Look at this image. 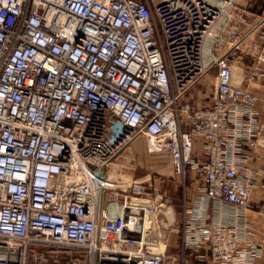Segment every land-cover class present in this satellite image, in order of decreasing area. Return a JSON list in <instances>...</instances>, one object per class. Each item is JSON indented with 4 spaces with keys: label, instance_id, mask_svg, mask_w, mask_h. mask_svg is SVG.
Instances as JSON below:
<instances>
[{
    "label": "built area",
    "instance_id": "2783aa9c",
    "mask_svg": "<svg viewBox=\"0 0 264 264\" xmlns=\"http://www.w3.org/2000/svg\"><path fill=\"white\" fill-rule=\"evenodd\" d=\"M262 77L264 14L238 0H0V264H264L243 150L264 148ZM138 138L182 180L177 227L151 184L109 182Z\"/></svg>",
    "mask_w": 264,
    "mask_h": 264
},
{
    "label": "rangeland",
    "instance_id": "374dc122",
    "mask_svg": "<svg viewBox=\"0 0 264 264\" xmlns=\"http://www.w3.org/2000/svg\"><path fill=\"white\" fill-rule=\"evenodd\" d=\"M238 2L246 10L251 23L258 21L264 14V0H238ZM214 81L215 73L213 71L204 81L197 84L194 90H191V97H194L198 102L205 97H210ZM131 145L122 150L114 160L117 164L115 167L116 173L110 175L109 182L112 183L118 178L127 183L136 181L151 184L153 193L161 204L169 201L175 215L174 226L177 227L180 223V212L183 206L184 188L181 178L172 172L169 159L164 162L163 171H160L154 167L152 154L144 153L145 155L141 156L135 151L131 153L129 152ZM119 174L122 176H118ZM169 235L166 247L167 253L178 252L177 245L179 242L177 235L174 232ZM62 264H66V262Z\"/></svg>",
    "mask_w": 264,
    "mask_h": 264
},
{
    "label": "crops",
    "instance_id": "0c3cea01",
    "mask_svg": "<svg viewBox=\"0 0 264 264\" xmlns=\"http://www.w3.org/2000/svg\"><path fill=\"white\" fill-rule=\"evenodd\" d=\"M247 63H249V61H247ZM244 86L249 89L252 94L258 97V100L255 103V110L260 122H264V77H262L255 83H245ZM195 87H193L191 90H194ZM190 92L189 100L193 106L206 104L209 100V97H205L198 102L194 97H191ZM141 140L143 139L141 138ZM135 142L133 143V150L139 155L140 153L136 149L137 145L135 144ZM243 150L244 152L249 153V160L244 163V167L245 169H248L254 173V176L252 178L253 191L251 196V207L247 211L246 217L252 224V227L256 232V238L260 239L262 236H264V148L257 147L256 149L249 151V149L245 147ZM154 156H156L157 159H160L163 162L167 161V158L165 156L162 157L163 155ZM157 159H153V161H157ZM154 167L157 168L156 165ZM159 170L163 171V168ZM166 210L171 213L173 212L171 206H169Z\"/></svg>",
    "mask_w": 264,
    "mask_h": 264
},
{
    "label": "bare ground",
    "instance_id": "6f19581e",
    "mask_svg": "<svg viewBox=\"0 0 264 264\" xmlns=\"http://www.w3.org/2000/svg\"><path fill=\"white\" fill-rule=\"evenodd\" d=\"M143 140H141V138H138L136 139L134 142L135 144L137 145L136 146V149L139 151V153L142 155H145L144 153H148V145H149V142L147 140V138H142ZM133 142V143H134ZM133 143L131 145V147H129V152L133 153L134 150H133ZM149 154V153H148ZM153 155V154H152ZM154 156V155H153ZM152 156V157H153ZM158 157H161V156H158ZM164 157V156H162ZM153 159H157L156 156L153 157ZM163 164L164 162L160 159H157V161H154V166L156 165L158 169H161L163 168ZM117 166V164L115 163V161H112L111 164L108 166V169L106 170V175H114L116 173V170H115V167ZM156 168V169H157ZM169 207V206H168ZM167 207V208H168ZM167 208L163 209V216L164 218L161 220L158 221V223L162 222V224L165 226V227H169L171 225L174 224L175 222V215H174V212H169L168 210H166ZM162 229H163V226H161ZM135 232H133L137 238H141L142 236H140V228L139 226H137V229H134ZM154 231V230H153ZM155 232L157 233L158 232V229L156 228ZM157 249V247H153L151 248L152 251H155Z\"/></svg>",
    "mask_w": 264,
    "mask_h": 264
}]
</instances>
